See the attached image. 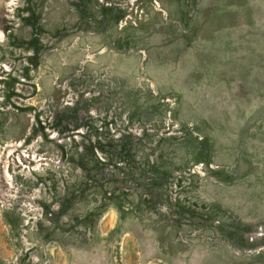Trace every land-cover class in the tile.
Here are the masks:
<instances>
[{
    "label": "rangeland",
    "instance_id": "374dc122",
    "mask_svg": "<svg viewBox=\"0 0 264 264\" xmlns=\"http://www.w3.org/2000/svg\"><path fill=\"white\" fill-rule=\"evenodd\" d=\"M0 264H264V0H0Z\"/></svg>",
    "mask_w": 264,
    "mask_h": 264
}]
</instances>
